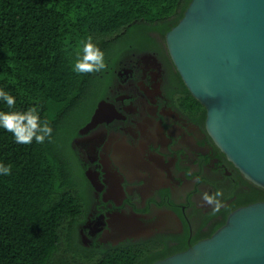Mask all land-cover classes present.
Instances as JSON below:
<instances>
[{
  "label": "flooded vegetation",
  "instance_id": "flooded-vegetation-1",
  "mask_svg": "<svg viewBox=\"0 0 264 264\" xmlns=\"http://www.w3.org/2000/svg\"><path fill=\"white\" fill-rule=\"evenodd\" d=\"M105 65L68 151L78 168L84 249L135 246L140 264H154L211 238L237 210L264 203V189L210 136L207 111L191 101L166 37L165 46L130 44ZM216 191L222 206L214 212L201 197Z\"/></svg>",
  "mask_w": 264,
  "mask_h": 264
},
{
  "label": "trees",
  "instance_id": "trees-1",
  "mask_svg": "<svg viewBox=\"0 0 264 264\" xmlns=\"http://www.w3.org/2000/svg\"><path fill=\"white\" fill-rule=\"evenodd\" d=\"M192 0H0V90L15 98L0 112L36 108L51 137L18 144L0 127V264H140L135 246L84 249L76 227L72 131L94 106L99 72L73 71L90 37L104 63L136 43L165 46ZM97 77V78H95ZM191 101L198 103L188 91Z\"/></svg>",
  "mask_w": 264,
  "mask_h": 264
},
{
  "label": "water",
  "instance_id": "water-1",
  "mask_svg": "<svg viewBox=\"0 0 264 264\" xmlns=\"http://www.w3.org/2000/svg\"><path fill=\"white\" fill-rule=\"evenodd\" d=\"M166 45L206 109L216 145L264 189V0H192ZM154 264H264V203L237 210L211 238Z\"/></svg>",
  "mask_w": 264,
  "mask_h": 264
},
{
  "label": "clouds",
  "instance_id": "clouds-1",
  "mask_svg": "<svg viewBox=\"0 0 264 264\" xmlns=\"http://www.w3.org/2000/svg\"><path fill=\"white\" fill-rule=\"evenodd\" d=\"M104 53L92 43L89 37L87 41L82 42V53H77L73 71L76 73H92L99 72L105 69ZM0 99H2L9 107L15 105V98L10 94L0 90ZM0 127L13 134L15 142L18 144H31L33 139L37 143H44L46 138L51 137L52 129L47 121L43 124L40 122V117L36 108H30L26 112H0ZM11 165L5 166L0 164V175H10ZM223 193L216 191L210 195L207 192L202 194V200L214 206L213 211H219L221 205L218 197Z\"/></svg>",
  "mask_w": 264,
  "mask_h": 264
},
{
  "label": "bare ground",
  "instance_id": "bare-ground-1",
  "mask_svg": "<svg viewBox=\"0 0 264 264\" xmlns=\"http://www.w3.org/2000/svg\"><path fill=\"white\" fill-rule=\"evenodd\" d=\"M100 113V112H99Z\"/></svg>",
  "mask_w": 264,
  "mask_h": 264
}]
</instances>
